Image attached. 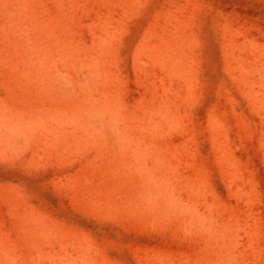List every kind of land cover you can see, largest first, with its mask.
<instances>
[{"label":"rangeland","instance_id":"374dc122","mask_svg":"<svg viewBox=\"0 0 264 264\" xmlns=\"http://www.w3.org/2000/svg\"><path fill=\"white\" fill-rule=\"evenodd\" d=\"M0 264H264V0H0Z\"/></svg>","mask_w":264,"mask_h":264}]
</instances>
